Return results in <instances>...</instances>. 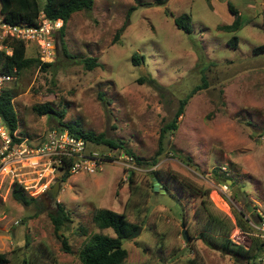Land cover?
<instances>
[{
  "label": "rangeland",
  "instance_id": "rangeland-1",
  "mask_svg": "<svg viewBox=\"0 0 264 264\" xmlns=\"http://www.w3.org/2000/svg\"><path fill=\"white\" fill-rule=\"evenodd\" d=\"M44 1L38 0L41 7ZM228 4L239 12L237 30L218 29L233 21ZM181 16L189 18V33L173 22ZM58 34L46 37L50 47L44 63L51 66L43 69L40 46L27 43L25 55L41 63L4 85L12 91L17 134L38 144L47 130L61 128L56 115L34 109L49 103L63 111L62 121L122 142L121 151L126 148L143 160L134 162L132 183L127 179L131 171L108 162L93 174L68 176L55 198L47 190L60 180L58 174L47 175L40 166L22 172L24 190L41 202L24 207L5 187L0 191V252L6 264H82L79 251L93 234L114 236L93 221L99 208L124 213L137 225L135 235L123 241L127 264H186L188 259L236 264L200 234L212 240L228 235L248 248L251 224L264 213V52H252L264 44V0H94L90 10L74 12ZM234 35L238 44L232 48L227 41ZM134 54L143 62L134 65ZM86 57L100 65L87 70ZM140 76L154 82H138ZM202 80L206 85L188 100L158 162L151 164L160 128L173 118L179 99ZM156 169L185 176L206 191L204 205L215 219L198 221L200 197L186 190L179 194L173 184L175 196L161 186L153 191L151 171ZM216 173L228 175L230 182H218ZM57 202L70 215L60 230L70 252L49 217ZM40 204L45 210H38ZM239 212L248 219L243 230L236 223Z\"/></svg>",
  "mask_w": 264,
  "mask_h": 264
},
{
  "label": "trees",
  "instance_id": "trees-1",
  "mask_svg": "<svg viewBox=\"0 0 264 264\" xmlns=\"http://www.w3.org/2000/svg\"><path fill=\"white\" fill-rule=\"evenodd\" d=\"M93 3L94 0H45L43 6L41 7L38 0H0V14L3 15L4 20L10 24L33 25L36 23L39 12L43 11L47 18L61 19L63 21V26L58 34L61 36L70 16L76 11L90 10L93 6ZM228 8L229 11L234 15L233 21L229 24L218 26V29L237 30L242 26V24L240 23L239 12L230 4H228ZM173 22L177 29L182 30L186 33H189L191 31L188 25L189 18L187 16L175 17L173 19ZM122 30L123 28H119L116 31V39L119 37ZM227 44L232 48L237 47V36H232L227 41ZM10 45L12 46L11 55H5L4 51L0 50V66L8 73L14 75L20 72L22 69L29 67L33 63H41L37 57H27L25 55L24 42L19 40H11ZM62 49L65 52V47L63 45ZM252 52L254 54L264 52V44L255 46L252 49ZM143 60L144 57L142 55L134 54L131 57V61L134 65L140 64L141 62H143ZM82 62L87 70H91L94 67L100 65L95 57H86L82 60ZM51 64L52 63H41L43 69L51 66ZM13 68L15 69V71L13 70ZM147 78V76H140L137 81H148L149 83L154 82L152 78ZM205 85L206 82L202 80V84L194 85L183 98L179 99L178 107L174 112L173 118L166 122L160 128L158 141L159 146L155 153V156L151 160V164H155L158 162V156L162 154L166 145L168 144H166L165 142L167 141L168 134L172 133L177 128V118L184 112V108L188 100L198 90L204 88ZM12 100L13 96L11 89H5L0 96V116L7 125L11 135L14 131L17 130L19 125L18 117L13 107ZM34 109H36L39 114L56 115V118H58L57 123L59 127H61L62 129H67L71 134L83 137L96 145H105L114 149L122 148V142L108 139L103 133L95 134L92 131H84L76 123L62 121L61 117L63 116V111L57 112L49 103L37 105L36 107H34ZM124 149L126 151L125 153H127L134 159V162L136 161L138 164L141 163L143 159L135 155L132 151L126 148ZM183 163L189 165V163ZM130 171L131 172L127 179L129 180V183H132V174L134 170ZM151 172V180H153V178H156L159 181L161 187L171 195L175 196V194L172 193V190L169 188V184H173L175 186V192L179 194L184 193L186 190L191 196L200 197V203L195 210L194 215L197 217L198 221L201 219L205 221L207 219H215V217L210 214L208 208H205L204 205L206 201V191H204L201 187L196 186L189 178L172 171H168V173L163 174L158 171V169H156ZM215 175L218 182H222L224 184L226 183V180L231 179L228 175H226L225 178H221V175H218L217 173ZM68 176V173H64L60 176V181L66 180ZM162 182H164L165 185H162ZM151 187L153 189V181L151 183ZM9 193L16 202L22 204L24 207H28L33 203L41 202L37 197L29 196L24 190L23 186L18 183H13L11 185ZM143 194L146 196L147 192L144 191ZM38 210H45L44 205H38ZM136 211L140 212V209H137ZM48 213L50 220L54 226V232L60 239L63 245V249L66 252H70V248L67 246L66 238L62 233H60V230L66 225L67 222H70L71 220L69 213L59 202L56 203V207L53 212L51 211ZM247 220L248 219L244 217L241 212L236 213V223L242 230L246 228L245 222ZM93 221L95 222L97 227L101 229L110 228L113 231L114 236L102 233L93 234L79 251V258L81 260V263L127 264V250L123 246V241L126 239L129 240L135 235L137 225L128 221L124 213H118L106 208L97 209L93 214ZM200 235L201 238L204 239V241L210 246L217 247V249L222 250L225 254H229L236 264H257L261 261L260 258L262 256V243L258 237L252 236L250 246L246 248L242 244L232 241L228 237V235L223 236L218 240L209 239L208 235H206L205 233H201ZM251 244L253 246H251ZM7 262L8 258L6 257V255L0 252V264H6ZM23 262H27L25 258H23ZM186 264H196V261L195 259H188Z\"/></svg>",
  "mask_w": 264,
  "mask_h": 264
},
{
  "label": "built area",
  "instance_id": "built-area-1",
  "mask_svg": "<svg viewBox=\"0 0 264 264\" xmlns=\"http://www.w3.org/2000/svg\"><path fill=\"white\" fill-rule=\"evenodd\" d=\"M62 26L61 19H49L43 12L39 13L33 25L10 24L0 14V50L9 56L12 53L11 40L34 43L43 51V56L39 55L40 60L48 61H44V53L50 47L46 37L50 34L55 37ZM12 80L14 76L0 66V96L7 89L5 83ZM108 162L120 163L126 171L134 170L135 166L134 159L121 149L104 147V150H100L94 143L71 134L67 129H49L43 139L34 144L28 137L19 136L16 131L11 135L0 116V191L5 187L8 193L13 183L23 186L19 175L39 166L41 170H48L47 175L54 176L56 173L61 176L68 173L70 176L81 172L93 174ZM251 225L254 229L252 236L258 237L262 243L263 255L260 260L264 264V213H260L257 222Z\"/></svg>",
  "mask_w": 264,
  "mask_h": 264
},
{
  "label": "water",
  "instance_id": "water-1",
  "mask_svg": "<svg viewBox=\"0 0 264 264\" xmlns=\"http://www.w3.org/2000/svg\"><path fill=\"white\" fill-rule=\"evenodd\" d=\"M227 182H230V180H227ZM61 181L57 180L48 190L47 193L49 195H51L52 198H55L59 189V185H60ZM160 183L156 178H153V191H157L160 188ZM139 230V229H138ZM182 237L184 240L188 239V235L186 230L182 231Z\"/></svg>",
  "mask_w": 264,
  "mask_h": 264
}]
</instances>
